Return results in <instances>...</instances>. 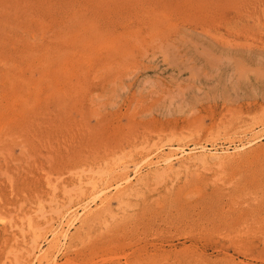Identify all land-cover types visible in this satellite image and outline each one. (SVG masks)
I'll return each instance as SVG.
<instances>
[{
  "label": "rangeland",
  "instance_id": "1",
  "mask_svg": "<svg viewBox=\"0 0 264 264\" xmlns=\"http://www.w3.org/2000/svg\"><path fill=\"white\" fill-rule=\"evenodd\" d=\"M0 264H264V0H0Z\"/></svg>",
  "mask_w": 264,
  "mask_h": 264
},
{
  "label": "bare ground",
  "instance_id": "2",
  "mask_svg": "<svg viewBox=\"0 0 264 264\" xmlns=\"http://www.w3.org/2000/svg\"><path fill=\"white\" fill-rule=\"evenodd\" d=\"M250 145H252V144H250ZM242 147V146H241ZM246 146H244V148H245ZM181 148V147H180ZM243 149V148H242ZM213 150V149H212ZM222 152V151H221ZM220 152V153H221ZM215 153V152H214ZM185 154H188V153H186V151H184V150H181L179 153H173V154H170L168 157H166V158H164L163 160H162V163H164V164H169V163H173V162H175V161H180V159H182V158H184V156H185ZM161 161V160H160ZM170 165V164H169ZM136 176V175H135ZM134 176V177H135ZM130 179H131V177H130ZM126 180V179H125ZM124 181V180H123ZM128 181V180H127ZM125 182V181H124ZM129 182V181H128ZM118 188V187H117ZM90 206V205H89ZM87 209V208H86ZM73 219V218H72ZM76 219V218H75ZM71 223H72V221H70ZM73 224V223H72ZM69 226V225H68ZM67 226V227H68ZM69 230V229H68ZM58 233H60V232H58ZM65 233V232H64ZM63 233V234H64ZM62 239V238H61Z\"/></svg>",
  "mask_w": 264,
  "mask_h": 264
}]
</instances>
